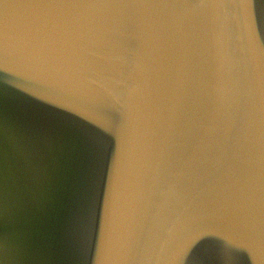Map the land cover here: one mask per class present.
Listing matches in <instances>:
<instances>
[{"label":"clouds","instance_id":"1","mask_svg":"<svg viewBox=\"0 0 264 264\" xmlns=\"http://www.w3.org/2000/svg\"><path fill=\"white\" fill-rule=\"evenodd\" d=\"M0 73V264H264V0H0Z\"/></svg>","mask_w":264,"mask_h":264},{"label":"water","instance_id":"2","mask_svg":"<svg viewBox=\"0 0 264 264\" xmlns=\"http://www.w3.org/2000/svg\"><path fill=\"white\" fill-rule=\"evenodd\" d=\"M256 23L259 29L262 23L259 15H257ZM5 75L7 74L0 73V76ZM27 87L28 85L24 81H18L15 84L0 83V92L4 90L13 91L16 93L17 97L20 98V109L27 114L29 119L38 125H52L54 123V118L52 116L54 109L45 102L30 96L26 91ZM27 226L31 229L37 241L42 246L49 242L51 238L52 222L48 215L44 213L36 214L27 221Z\"/></svg>","mask_w":264,"mask_h":264}]
</instances>
